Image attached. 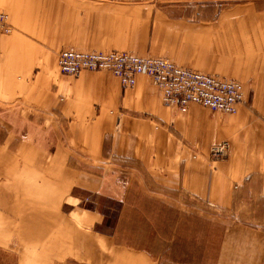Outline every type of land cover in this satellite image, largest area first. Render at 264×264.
<instances>
[{
	"label": "rangeland",
	"instance_id": "1",
	"mask_svg": "<svg viewBox=\"0 0 264 264\" xmlns=\"http://www.w3.org/2000/svg\"><path fill=\"white\" fill-rule=\"evenodd\" d=\"M84 1L0 0V13L11 27L0 36V264H264V179L240 189L234 183L224 203L221 177L212 164L226 158L234 134L255 132L256 122L264 120V101L244 99L252 116L233 134L228 127L236 128V115L195 104L168 106L148 77L158 100L142 105L138 99L128 104V112L164 119V130L179 141L171 136V143H191V159L202 162L146 163L152 143H161L160 133L140 137L138 150L116 152L117 125L101 149L96 147L97 134L85 131L87 119L94 118L76 115V103L69 106L66 97L75 89L96 97L99 80L75 82L106 75L131 89L145 76L124 87L110 71L61 72L58 61L65 50L133 54L116 45L89 48L81 34L94 29L95 44H108L110 25L98 4ZM156 1L143 4L144 23L164 13L191 24L189 30L175 27L182 58L134 55L236 80L245 93L238 76L264 59L258 50L264 47V0ZM190 60L197 65L183 63ZM157 103L169 107V114L161 115ZM188 109L191 118L170 115ZM90 136L91 143H82ZM124 137L116 142L118 149L133 143ZM223 142L226 155L213 156Z\"/></svg>",
	"mask_w": 264,
	"mask_h": 264
},
{
	"label": "crops",
	"instance_id": "2",
	"mask_svg": "<svg viewBox=\"0 0 264 264\" xmlns=\"http://www.w3.org/2000/svg\"><path fill=\"white\" fill-rule=\"evenodd\" d=\"M58 1L61 2L62 0ZM45 2L49 3L52 2V0H45ZM84 2L85 4H98L100 6L99 9L103 10L107 15V20L109 22L107 24L110 25V42L108 44H95L97 38L94 29L81 34L82 37H85L86 43L89 45L90 49H109L116 45L122 50L132 51L133 54H149V56L157 54L168 58H176L178 60L182 58L179 56V53L177 54L178 49H181V43L177 38L178 33L175 27L178 26L179 30H189L191 24L175 20L164 13L155 21L151 22L149 20V23H144L143 4H152L157 3L158 1L85 0ZM62 10L63 7L62 4H60L59 11L62 12ZM245 31L249 32V29ZM258 50L264 51V47L259 48ZM47 58H50V56L47 55L46 59ZM183 60L185 59L183 58ZM183 63L186 64V66L188 65L191 67L197 65V62L192 60H190V62L183 61ZM214 69V67H205V70ZM238 77L241 78L240 80H243L247 86L245 101H264V59L262 61L256 62L255 60L252 62V64L248 65L244 69V72ZM95 78H98V83L100 84L99 91L101 90L96 97L88 91H76L75 89L66 97V100H68L69 106L76 103V115L92 116L94 118L93 121L87 119V122L85 123V131L91 134H97L98 140L100 141H98L96 147L98 146V148L101 149L103 139L110 132L116 133L115 128L117 125L119 126L118 134H120V136L117 139V135L115 134V138H113L114 150L116 152L122 153L120 150L124 148L138 150V139H140V137L144 139L150 134L160 133L161 143H152L153 153L152 155L150 154L149 157L146 156L147 159L144 160L146 163L153 164L161 162L173 165L189 164L193 159L197 161L200 160L198 161L199 163L202 162V160L197 157L191 159V143H181L182 146H179L178 143H171V136H173L171 130H164L166 124H161L160 122L164 119L161 120L157 117L169 114L167 113L171 110L169 107L166 106L163 108L161 105L158 107L157 103L156 110H159L161 114L159 115L158 113L153 115L157 118L149 117L144 111L140 114L128 112L127 109L130 106L128 104H132L138 99L141 100L142 105H146L149 101L158 100L151 85V80L148 77H139L137 79V84L131 89H123L118 81L115 79H109L106 75L99 77H83L78 79L75 84H89V80ZM96 101L104 103H96ZM171 112H176L170 113V115H175L177 118L180 114H185L186 118H191L192 116V114L188 113L189 109L183 113L175 110H172ZM118 115L121 116V119L119 120L117 119ZM235 115V120L237 121L236 128L228 127L233 134L235 132H241V128L245 125V121L248 120L249 116H252V111L243 104ZM71 123L74 124L75 122L72 121ZM79 124H82V122H79ZM196 127L198 128L199 126ZM256 127L257 128L253 134L246 135L240 133L238 136H235L234 134V137L231 138L229 153L226 158L221 161L212 162L216 168L215 173L219 174L221 177L222 182L220 183V186L222 188L224 203H227L230 200L225 199V196L232 193L234 183H237L238 189H240L250 181L264 179V120L256 122ZM183 132L184 131L182 130L181 138L185 141L186 137ZM123 134H126V136L124 137ZM227 135L221 137L225 138ZM123 137L126 139L128 138V141H133V143H127L126 147L121 146L118 149L117 143H122ZM219 137L218 133H216L214 137L216 138V142L219 141ZM91 138L92 136L88 138L90 141L87 140V142L84 139L81 141L82 143H91ZM222 138H220V140ZM197 139L200 143V139H203L202 134H198ZM118 140L121 142H118ZM174 141L176 142L177 140L174 138ZM140 148H143V146H140ZM100 149L97 151L98 155H101ZM180 153L183 155L180 156Z\"/></svg>",
	"mask_w": 264,
	"mask_h": 264
},
{
	"label": "built area",
	"instance_id": "3",
	"mask_svg": "<svg viewBox=\"0 0 264 264\" xmlns=\"http://www.w3.org/2000/svg\"><path fill=\"white\" fill-rule=\"evenodd\" d=\"M9 33L8 16L0 13V35ZM58 64L61 72L69 76H77L83 71H110L124 87H133L139 76L149 77L168 106L185 108L195 104L213 112L235 115L244 102L243 87L238 81L180 67L163 58L118 51L65 50L61 52ZM227 149L228 143L223 142L213 148V156H224Z\"/></svg>",
	"mask_w": 264,
	"mask_h": 264
},
{
	"label": "bare ground",
	"instance_id": "4",
	"mask_svg": "<svg viewBox=\"0 0 264 264\" xmlns=\"http://www.w3.org/2000/svg\"><path fill=\"white\" fill-rule=\"evenodd\" d=\"M2 35H6V34H2ZM1 36V35H0ZM155 58H157V57H155ZM164 59V58H163ZM205 74V73H204ZM224 79H226V78H224ZM241 84V83H240ZM242 85V84H241ZM242 87H243V85H242ZM243 91H244V88H243ZM244 99H245V93H244ZM244 103V102H243ZM243 103L241 104V105H243ZM240 105V106H241ZM240 106L238 107V109L240 108ZM237 112H238V110H237Z\"/></svg>",
	"mask_w": 264,
	"mask_h": 264
}]
</instances>
